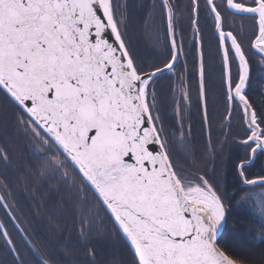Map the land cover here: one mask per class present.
Masks as SVG:
<instances>
[{
    "label": "snow or ice",
    "instance_id": "1",
    "mask_svg": "<svg viewBox=\"0 0 264 264\" xmlns=\"http://www.w3.org/2000/svg\"><path fill=\"white\" fill-rule=\"evenodd\" d=\"M184 8L191 13L197 36L203 27L199 18L206 13L221 50L227 110L230 116L240 113L244 138L238 143L246 153L235 165L242 187L231 197L239 207L253 199L248 194L251 186L264 187V165L256 178L246 175L264 156V108L249 99L247 55L249 47L264 54V0H204L203 8L200 0H191ZM159 9L167 43L162 67L141 61L128 34L127 5L120 0H0V95L20 113L13 115L34 149L38 163L33 167L50 178L59 173L65 183L73 179L84 205L91 193L128 246L130 264H264V233L259 234L257 250L230 242L247 225L233 221L216 171L188 173L171 158L173 134L165 127L156 84L166 74L170 80L175 77L170 90L187 101L182 75L176 72L187 63L186 32L177 30L178 0H159ZM232 15L256 22L258 31L252 34L254 42L248 39L249 47L239 31L226 30ZM154 32L158 41L159 28ZM192 47L199 69L197 107L203 108L206 124L203 44L197 41ZM173 107H178L175 97ZM177 130L183 135L182 124ZM0 158L7 160V153L0 151ZM0 206L15 223L11 193L2 181ZM85 213L76 241L83 259H75L77 264H96L100 241L92 239L95 230L90 224L99 213L87 208ZM260 214L264 215V198ZM17 229L30 262L22 259L24 253L0 221V236L13 264H57L19 224ZM67 251L73 252V247L67 246Z\"/></svg>",
    "mask_w": 264,
    "mask_h": 264
},
{
    "label": "flooded vegetation",
    "instance_id": "2",
    "mask_svg": "<svg viewBox=\"0 0 264 264\" xmlns=\"http://www.w3.org/2000/svg\"><path fill=\"white\" fill-rule=\"evenodd\" d=\"M178 2L181 5V10L177 13V30L179 32L183 29L186 32L183 39L185 44L184 60L187 63L186 66L183 62L177 66L176 72L182 75L181 88L187 93V101L182 100L179 93L170 90V83L173 86L175 85V77L170 80L166 74L156 84L158 92L162 94L161 113L164 115L165 127L173 134L169 136L171 158L178 169H184L186 172L194 174L198 173L197 169L189 167L194 160H197L195 164L202 167L206 172L198 173L200 175H211L213 170H216V165L218 167L219 165H227V175L229 170L232 171L237 185L242 187L238 180L235 165L246 153V149L238 143L244 138L243 129L240 126V113L237 111L230 116L227 110L228 105L225 101V90L222 85L221 50L217 46V40L213 35L211 23L207 19L206 13H202L199 18L198 23L203 27H201L200 34L197 36L196 27L191 25V13L184 8V6L191 3V0H178ZM125 4L128 7V13L134 5L139 11L138 16L145 13L147 16L149 15L144 25H140L142 23L141 18L138 21L145 31L141 35V55L145 64L151 65L159 62L162 67L167 54V43L164 36L159 0H129ZM200 4L203 8L204 0H200ZM153 5H156V7L153 8ZM142 10L146 12L143 13ZM155 15L161 17L160 21H152ZM155 28L160 30L158 41L154 32ZM146 29H148V34ZM231 29L239 31L244 36L245 47H249V38H252L254 42L252 34L254 31H258L257 24L252 18L241 15L230 16L226 30ZM133 31H136V29L133 28ZM133 31L131 32L133 33ZM132 41L134 42L135 39H132ZM197 41L203 44L205 56L206 87L203 103L206 104L208 113L206 124L204 123L203 108L197 107L200 99V81L195 57L196 50L192 47L193 43ZM134 45L137 50L138 43ZM189 52L192 55H188ZM247 55L250 57L251 68L249 99L254 102L258 109L264 108V103H262L264 102V62H260L262 56L257 54L253 48L249 47ZM232 74L235 77L236 66L234 64L232 65ZM174 97L178 105L175 110L173 107ZM174 112L176 113L175 116ZM13 114L19 115L20 113L4 101L2 95H0V117L4 118L3 124H0V150L2 149L8 155V159H3V162L9 180L15 184V191L12 192L14 197L11 198V203L12 206H15L22 222L24 223V216L29 218L31 213L37 216V213L41 212L42 214L39 215L44 216L45 225L49 230L48 244L52 257L62 260L63 264H72V262H64V259L68 257L64 252L73 253L72 256H82L76 244L79 239L80 217L86 215L85 208L89 211H98L99 214L90 224L95 230L92 239L100 241V245L97 247L96 264H103L105 251H111L118 258L122 256L123 259L121 261L119 258L118 264H130L131 257L126 250L125 242L117 235L104 210L94 202L92 194H88L89 203L84 205L78 199L79 194L73 186V179L70 178L65 183L59 173L56 174L55 178H50L48 175L40 174L33 167V164L38 163L33 155L34 149L29 144V138L17 126ZM177 124L183 125V135L177 130ZM206 160H209L210 166L205 165ZM198 161H201V163H197ZM262 165H264V156L260 158V163L251 168L246 175L249 178H256L257 175L261 174L260 168ZM205 166L209 167L208 171H206L207 167ZM221 169L216 174H219ZM69 172L70 176L79 184L77 174L71 169ZM256 189H264V187H251L250 191ZM247 205L256 209L250 202ZM0 209L5 210L2 206H0ZM23 223L19 222V226L22 228L25 224ZM67 246H72L73 252L67 251ZM58 252L64 254L60 255Z\"/></svg>",
    "mask_w": 264,
    "mask_h": 264
},
{
    "label": "trees",
    "instance_id": "3",
    "mask_svg": "<svg viewBox=\"0 0 264 264\" xmlns=\"http://www.w3.org/2000/svg\"><path fill=\"white\" fill-rule=\"evenodd\" d=\"M132 1H134V0H132ZM126 2H127V0H123L122 4H125ZM132 12L133 11L130 9L129 13L127 12V16L129 17V15H130L129 19L132 17L131 20L134 22V25H135L136 16L134 18V16H132ZM140 25H144L143 22ZM140 25L138 24L137 26L139 27ZM139 28L141 29V26ZM138 42H139V46L137 47L138 49L136 50V52H137L138 56L140 57L141 61L144 63V59L142 58L141 48H140L141 40L138 39ZM0 151H2V149ZM0 162L3 164V165L1 164L2 168H4L5 166H4L3 158H0ZM1 166H0V170H1ZM225 175H226V179H225L226 197L228 199L227 205L229 206V210L234 213L233 221L234 222L239 221V222L247 225V229H241L239 235L236 238L231 239L230 242L234 246H237L238 248L242 247V246H248V247L252 248L253 250H257L261 244L259 234L264 233V228L261 227V223L264 221L260 220L259 217H261V219H262V218H264V215H261L260 213H258V210L248 206L247 203H246V207H245V205H242L239 207L236 206L237 202L233 201L231 199V197L235 194V192H237L239 190L240 186L237 185L236 179H235L232 171L229 170L228 175H227V173ZM6 184L9 185V187L12 191H15V184L12 181H10L9 179H6ZM257 215H260V216L258 217ZM5 217H6V214H5ZM25 217L27 218V221H26L27 225L25 226V224L22 222V220H21V222L24 224L23 229L25 230L26 233H28L29 240H31V242H33V244L35 246L42 247L47 252L51 253V249L49 248V244H48L49 238H50L49 237V230H48L47 226L45 225L44 216L43 215L36 216V214L31 213L29 218H28V216H25ZM0 220H1V218H0ZM9 220H10V218H9ZM11 224H13V223H11ZM28 226H29L30 230L27 228ZM10 228H11V230L9 228H7V230L10 231V236L13 238V241L16 240L15 235H14L15 233L17 235L16 237L20 239L19 243L16 242V244L20 247L19 250L20 251L21 250H25V251L27 250V252H28V249L26 248V246L23 242V239L21 237H19L20 236L18 234L19 232L17 233V231L14 229L15 227L12 228V225L10 226ZM13 232H14V234H13ZM30 232L32 233V235L30 234ZM126 250L131 257V254H130V251H129V248L127 245H126ZM63 252L62 253L58 252V253L60 255H63L64 253L68 255V257H66L64 259V262H68V263L72 262V264H74L76 262V264H77V260L75 259V257H79L81 260L83 259L82 256L81 257L78 255L72 256L73 253H67V252L63 253ZM29 258L31 259L30 255H29ZM45 258L47 259V256ZM119 258H120V256H119ZM119 258L117 255L113 254L111 251L110 252L105 251L103 264H118ZM13 259H14V257L11 254V251L9 250L5 240L3 239V236H0V264H13ZM55 259L57 261V264H63L62 260H58L57 258H55ZM120 259L122 261L123 257L121 256Z\"/></svg>",
    "mask_w": 264,
    "mask_h": 264
},
{
    "label": "rangeland",
    "instance_id": "4",
    "mask_svg": "<svg viewBox=\"0 0 264 264\" xmlns=\"http://www.w3.org/2000/svg\"><path fill=\"white\" fill-rule=\"evenodd\" d=\"M129 1V0H128ZM128 1L126 2V3H128ZM120 2H123V0H120ZM125 2V1H124ZM127 9H128V7H127ZM132 16H134V18H135V16H136V19H135V25H134V22L131 20L132 19V17L129 19V17H128V34H129V36L131 37V39H135V41L133 42V44H135V43H138V45H139V42H137L138 41V39L139 40H141V35L145 32L142 28L140 29L137 25L139 24L138 23V21L140 20V18L142 19V22H143V24H145V21H147V15L146 14H144V15H141V16H138V14H139V11H138V9L136 8V7H134V5H133V9H132ZM142 12L143 13H145L146 11L145 10H142ZM130 16V15H129ZM149 19V18H148ZM160 19H161V17L159 16V15H155L154 16V18H153V20L152 21H154V22H158V21H160ZM149 23V22H148ZM133 28L134 29H136V31H133ZM146 28H147V26H146ZM131 31H133V33L131 32ZM146 32H147V34H148V29H146ZM196 161L197 160H194V162H192L191 164H190V167L189 168H192V169H197V172L198 173H200L201 174V172L202 173H206L205 171H204V169L202 168V167H199V166H197L195 163H196ZM202 161V160H201ZM201 161H198L197 163H201ZM1 162H0V166H1ZM3 165V164H2ZM205 165H208V166H210V164H209V160H206V162H205ZM205 167H207V166H205ZM221 167H222V169H221ZM208 168L209 167H207L206 168V171H208ZM215 171H216V173H218V171L221 169V172L219 173V174H217V175H219L220 177H221V180H222V191H223V193L225 194V196H226V186H225V173H226V169H227V165H223V166H220L219 165V167L216 165L215 166ZM6 168H2V166H1V170H0V180L3 182V183H5L6 184V179H9L8 178V175L6 174ZM222 176H223V178H222ZM7 191H9L10 193H11V198L13 199V197H14V195H13V193L12 192H14V191H12L11 189H10V187H9V185H7ZM11 190V191H10ZM249 195H251L252 197H253V199L251 200V201H249L250 202V204L253 206V207H255L257 210H258V213H260V201H261V199L262 198H264V189H256L255 191H250L249 193H248ZM227 201H228V199H227V197H226V199H225V203L227 204ZM245 205V207H246V204H244ZM14 207V209H15V206H13ZM18 209V208H17ZM3 211H5V213L3 212ZM18 211H20V209H18ZM5 214H6V217H5ZM17 219H16V222L14 223L11 219V221L9 220V216H8V213H7V211L6 210H2V209H0V217L2 218L1 219V221H3L4 222V225H5V228H9L10 230H11V228H10V226L12 225V228H14L16 231H17V233L20 235H18L19 237H21L22 238V236H21V233H20V231L17 229V224H19V222H21V218L18 216V214H17V212H16V210L12 213ZM38 215L39 214H41V212L40 213H37ZM37 215V216H38ZM258 217L260 216V215H257ZM23 217V216H22ZM8 218V219H7ZM260 218V220H263L264 221V218H262L261 219V217H259ZM258 218V219H259ZM257 219V220H258ZM26 221H27V218L24 216V223H25V226L27 225L26 224ZM10 222V223H9ZM11 223H13V224H11ZM22 223V222H21ZM11 224V225H10ZM14 225V226H13ZM20 228H22V227H20ZM28 229H29V226L27 227ZM30 230V229H29ZM9 231V230H8ZM13 234H14V232H13ZM28 234V233H27ZM30 234L32 235V233L30 232ZM15 235V238H16V240H14V242H15V244H16V242H20V239L19 238H17L16 236V233L14 234ZM29 239V238H28ZM33 243V242H32ZM17 245V244H16ZM18 246V245H17ZM18 248L20 249V247L18 246ZM21 252L22 253H24V256L22 257V259H24V258H27L29 261H31V259L29 258V254H28V252H27V250L25 251V250H21Z\"/></svg>",
    "mask_w": 264,
    "mask_h": 264
},
{
    "label": "water",
    "instance_id": "5",
    "mask_svg": "<svg viewBox=\"0 0 264 264\" xmlns=\"http://www.w3.org/2000/svg\"><path fill=\"white\" fill-rule=\"evenodd\" d=\"M254 49V48H253ZM254 51L257 53V54H259L260 56H264V54H260L259 52H258V50H256V49H254ZM256 186H259V185H255V186H251V187H256ZM1 221V220H0ZM4 239V238H3ZM126 244V243H125Z\"/></svg>",
    "mask_w": 264,
    "mask_h": 264
},
{
    "label": "bare ground",
    "instance_id": "6",
    "mask_svg": "<svg viewBox=\"0 0 264 264\" xmlns=\"http://www.w3.org/2000/svg\"><path fill=\"white\" fill-rule=\"evenodd\" d=\"M6 230H7V228H6ZM8 231V230H7ZM9 232V234H10V231H8Z\"/></svg>",
    "mask_w": 264,
    "mask_h": 264
}]
</instances>
